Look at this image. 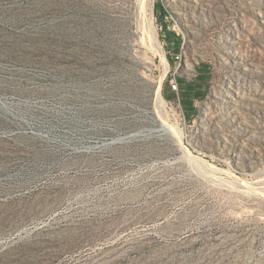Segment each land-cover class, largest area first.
I'll return each instance as SVG.
<instances>
[{
	"label": "rangeland",
	"instance_id": "374dc122",
	"mask_svg": "<svg viewBox=\"0 0 264 264\" xmlns=\"http://www.w3.org/2000/svg\"><path fill=\"white\" fill-rule=\"evenodd\" d=\"M0 264H264V0H0Z\"/></svg>",
	"mask_w": 264,
	"mask_h": 264
},
{
	"label": "built area",
	"instance_id": "2783aa9c",
	"mask_svg": "<svg viewBox=\"0 0 264 264\" xmlns=\"http://www.w3.org/2000/svg\"><path fill=\"white\" fill-rule=\"evenodd\" d=\"M176 87L175 85H173V88Z\"/></svg>",
	"mask_w": 264,
	"mask_h": 264
},
{
	"label": "bare ground",
	"instance_id": "6f19581e",
	"mask_svg": "<svg viewBox=\"0 0 264 264\" xmlns=\"http://www.w3.org/2000/svg\"><path fill=\"white\" fill-rule=\"evenodd\" d=\"M164 60V59H163ZM166 62V61H165ZM165 64V63H164ZM159 91V90H158ZM160 97V96H159Z\"/></svg>",
	"mask_w": 264,
	"mask_h": 264
}]
</instances>
